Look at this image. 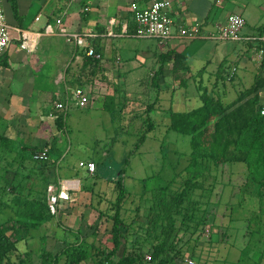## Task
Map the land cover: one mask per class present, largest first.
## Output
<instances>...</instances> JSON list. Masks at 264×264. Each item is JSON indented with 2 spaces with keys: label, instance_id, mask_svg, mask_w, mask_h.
<instances>
[{
  "label": "crops",
  "instance_id": "crops-1",
  "mask_svg": "<svg viewBox=\"0 0 264 264\" xmlns=\"http://www.w3.org/2000/svg\"><path fill=\"white\" fill-rule=\"evenodd\" d=\"M140 1L143 3V0ZM170 1V14L174 19V25L190 26L198 23L201 35L187 41L174 34L162 44L151 38L153 43L141 45L142 47L124 46L126 50L124 56L128 67L124 69L126 62L123 63L122 72L133 77L137 76L136 72L140 68H145V74L147 68L153 69L154 76L162 90L161 95L158 96L160 97L159 102L164 104V107L158 109L159 104L156 106L154 104L147 112L152 126L137 148L134 146L137 138L136 132L131 131L129 127L127 128L131 132H122L134 137L129 150L128 162L125 163V159L123 160L127 169H121L117 173L113 169L110 176L106 177L97 172L96 164L93 172L83 168L80 174V170H76L72 165L65 167L66 170H63L62 176H58V167L63 157L61 137L62 133H67L66 120L70 110L102 111L112 123L116 120L112 115L117 112L119 121L116 130L121 133L120 111H117L115 107L111 110L105 108L104 99L93 105L90 101L84 107L70 102L65 110L61 111L55 108V103L64 101L75 87L65 77L67 68L76 71L81 65V58L75 53V49L85 50L88 46L92 47L101 55V65L108 68V73L111 72L114 79L120 77V71H115L110 64L113 61V55L120 54L115 39L124 36L134 37L132 33L135 25L127 0H1L5 20L10 27L36 30L40 33L37 44L30 50H23L15 39L16 32L12 29L13 39L0 60V121L1 129L4 131L3 136L7 138V143L16 142L17 138L15 139L12 135L16 123V128L24 135V141H17L13 145L36 147L40 150L46 148L49 154L48 160H56L57 171L50 179L46 192L50 186H60L59 184L63 181L70 182L72 187L68 189L69 199L59 200L57 207L58 210L66 209L68 217L70 214L69 226L71 228L81 230L85 225L84 221L89 220L86 216L95 220L96 209L101 210L102 205L111 201L116 181L123 182L129 199H132L131 203H133L146 189L147 179H151L154 175H162L167 166L171 168L174 166L173 163L170 164L168 152L164 148L168 134L170 111L168 107L180 111L173 107L174 103H177L182 106L181 111H186L199 106L201 103L199 96L204 90L211 95H216L213 89L218 78L222 76H225L226 85L220 89L215 88V92H219L216 97L223 99L224 103H230L245 89H248L258 77L264 75L263 57L259 53L260 39L264 37V0ZM230 13H238L244 19V25L239 31L240 39L210 38L211 34L217 32L218 27L226 24ZM27 16H30V21L25 24L23 21ZM57 20H60L59 24L66 26L70 32L84 34L86 36L85 46L76 47L69 44L62 35L56 32L44 33L46 24L56 29ZM250 52L252 53L249 55ZM180 55L182 58H178ZM14 64L18 65L17 72L12 67ZM209 66H214L216 69H209ZM32 67L36 69L38 76L36 86L30 81L34 77ZM231 72L233 75L229 78ZM95 74L101 76L99 72ZM203 79L211 86V89L195 84ZM98 81L104 83L102 80H96ZM46 83H49L48 86ZM162 83L165 84L162 85ZM188 89H194L195 92L189 93ZM34 91L36 92L35 97ZM255 93L259 96V101L264 102V86ZM28 97L33 98V101L28 102ZM26 102L32 107L31 109L26 106ZM61 112L64 117L63 124L59 127L55 118ZM112 138L114 140L115 135ZM28 153L29 150L26 149L23 154L27 156ZM103 154L104 156L110 155L107 151ZM5 155L11 154L8 152ZM178 156V153L173 151L171 161L178 162ZM80 161L96 163L91 157L77 159L78 163ZM155 161H160L159 166L155 165ZM135 162L137 166L134 167ZM240 165L235 164L233 167ZM147 166H150L152 171L154 167L156 173L146 174ZM130 167L135 169L132 173H130L131 169L128 170ZM22 169L24 171L20 170L17 176V183H19L17 195H26L29 192L31 195L40 194L44 189V183L40 180L42 175L35 170L30 171L31 169L26 165ZM48 175L51 177L49 173ZM131 182L139 187L136 190L126 187ZM218 205L220 209L222 203L219 202ZM225 207L227 206L224 205ZM214 216L210 224L215 227L218 225L220 228L222 225L225 227L232 221L231 215L225 212ZM52 222L50 221L47 226ZM214 234L218 236L217 232ZM214 253L210 252L209 260L216 259V257L224 258L227 255L225 252L221 255Z\"/></svg>",
  "mask_w": 264,
  "mask_h": 264
},
{
  "label": "rangeland",
  "instance_id": "rangeland-1",
  "mask_svg": "<svg viewBox=\"0 0 264 264\" xmlns=\"http://www.w3.org/2000/svg\"><path fill=\"white\" fill-rule=\"evenodd\" d=\"M29 21L30 16H27L23 23L27 24ZM148 43H153V39L126 36L115 39V44L119 47L120 54L113 55V61L110 67L114 68L115 71H120V77L114 79L110 72L111 83L98 81L93 84L91 86L92 93L88 104L90 101L92 105L98 104L104 99V96L113 95L114 107L117 111H120V115L122 116L121 133L116 130L118 126L117 122L119 121L117 112L112 115V117L116 118L112 123L111 119L102 111L84 112L70 110L66 120L67 133H62L61 137V154L63 157L58 167V176H62L63 170H66L65 167H71L72 165L76 170L79 169L81 174L83 168L78 166L77 159L87 157L93 158L96 162L97 172L102 173L106 177L110 176L113 169H115V173L121 169H127V165L124 164L123 160L129 155L131 142L134 137H130V135L122 132H136L137 142L141 132L148 129L147 121L143 117L146 109L154 106V104L155 106L159 104L158 109L162 106L164 107V104H160L159 102L160 97L158 96L161 95L162 90L159 87L157 78L154 76L153 69L147 68L145 74V68H140L136 72L137 76L133 77H129L128 74L122 72L123 63L126 62L124 69L128 67L126 57L124 56L126 54L124 46L142 47L141 45ZM12 67L16 72L19 70L17 64H14ZM34 67L31 69L34 77L30 81L35 83L36 86L38 85V76L36 75V69ZM212 68L216 69L214 66H209V69ZM48 84L46 83V86ZM164 84L162 83V85ZM195 84L211 89V86L208 85L205 79ZM224 85H226L225 76H222L218 78L213 90L216 91V87L220 89ZM193 90L188 89L189 93H194L195 91ZM215 91L214 94L219 95V92L216 93ZM33 95L35 97V91ZM216 95L213 96L216 97ZM221 100L224 102L223 99ZM32 101L33 98L28 97V102ZM26 106H29V103L26 102ZM29 107L30 109L32 108L31 106ZM173 107L178 110H183L182 106L177 103H174ZM168 109L172 110V107H168ZM142 123H144V126ZM1 124L0 121V222H4L12 215L13 207H16V202L20 198L16 194L14 196L7 188V184H5L4 173L6 168L9 167L10 163H12L11 166H15L17 163L15 162V156L12 154L9 156L5 155L6 145H4V141L2 140L4 131L1 129ZM14 125L12 135L17 140L16 142L11 141V146L17 143V141H24V135L20 133L22 131L16 128V123ZM113 134L116 137L114 140L112 138L114 136ZM189 140L188 135L168 131L164 148L168 152L170 164L172 165L173 163L174 166L172 168L167 166L164 169L165 172L162 174L164 182L173 178L176 172L182 169L187 163L186 161L190 152ZM111 144H113V147H111ZM106 151L110 153L109 156H104L103 153ZM173 151H176L179 155L178 162L171 161ZM31 161L28 153L24 164L29 167L32 164ZM159 162L155 161V165L159 166ZM135 166H137L136 162L134 163ZM129 169L132 170L130 173L135 170L132 167ZM20 170L24 171L21 167ZM150 173L155 174L156 170L153 167L152 171L151 167L147 166L146 174ZM212 179L213 177L210 176L209 181ZM213 180L216 183L210 194L205 231L192 235L189 230L186 233L179 234L174 241V249L171 248V260L165 264H188L185 261L186 259L192 260V264H264V187H260L258 182L249 177L244 164L236 167H220ZM154 181L153 177L147 179L146 187L153 188ZM126 187L136 190L139 186L131 182ZM115 196L116 189L114 187L111 200H114ZM149 197H151V193L145 192L142 198L140 196L133 203H131L132 199L127 198L125 203L126 210L124 209L122 212L124 221L120 226L122 235H126L127 232L129 233L128 245H130L131 239L138 236L137 242H142V248L145 251L150 247L152 238L151 235H147L138 229V224L146 225L147 223L146 213ZM219 202L222 203L220 209L218 208ZM107 205H102V211L109 208ZM224 205L227 207L224 208ZM137 207L139 209L135 210ZM65 210L63 208L58 210V207H56L54 213L52 212L55 215L52 220L53 222L49 226L43 227L44 230L41 229V231L30 234L21 233L22 238L17 242L21 258L27 259L31 264H40L41 259L38 254L41 245L40 235L44 233L47 250L56 252L66 242H78L89 253L87 259L82 261L81 264H99V260L102 259L103 254L107 253L112 247L110 233L111 220L100 216L96 210L95 220L90 216H86L89 220L84 221L85 225L82 226L81 230H78L75 227L71 228L69 226L71 223L70 214L68 217V213ZM224 212L227 215H231L232 221L229 224L227 223L225 227L222 225L221 228L219 225L215 227L210 224L215 217L214 215H220ZM215 232H217V237L214 234ZM174 252H179L180 255L174 256ZM210 252H215L214 254L218 253L220 255L225 252L227 255L224 258H213L211 261L208 259ZM149 254L150 252L146 251L145 255ZM259 255L261 256L259 257ZM235 260H237V263H235ZM59 264H64L62 258ZM149 264L159 263L153 262Z\"/></svg>",
  "mask_w": 264,
  "mask_h": 264
},
{
  "label": "trees",
  "instance_id": "trees-1",
  "mask_svg": "<svg viewBox=\"0 0 264 264\" xmlns=\"http://www.w3.org/2000/svg\"><path fill=\"white\" fill-rule=\"evenodd\" d=\"M262 47V42L259 44ZM75 53L81 58V65L76 71L67 68L65 77L70 84L82 88L91 96V86L96 80L111 83L109 70L101 65L100 58L87 55L84 49H75ZM264 67V54L262 55ZM182 58V56H178ZM73 68V67H72ZM101 73V76L95 73ZM103 73V76H102ZM264 86V75L258 77L252 85L245 89L230 103H224L221 98L214 97L204 90L199 99V106L186 111H169L168 131H175L188 135L190 140V152L187 163L176 172L173 178L164 182L162 175H155L153 188L144 190L150 192L147 204V223L138 224V229L147 235H151V244L146 251L150 252V258H146V251L142 248V242H137L138 236L130 240L129 233L122 235L120 226L124 219L122 212L129 198L123 183L116 181L114 187L116 196L107 203L108 209L102 211L96 209L100 216L111 220L112 247L103 254L99 264H149L157 262L165 264L171 260L175 239L186 231L203 233L207 226V213L209 211L210 194L214 189V180L220 167L235 164H244L249 177L264 187V114L261 110L264 102L259 101L255 93ZM254 93V94H253ZM253 94L252 96H250ZM115 105L113 95H106L104 107L111 110ZM146 109L144 119L147 128L143 130L135 143L137 148L149 132L152 121ZM61 111V110H60ZM63 113L56 119L60 127L63 124ZM144 126V123H142ZM5 153L16 157L15 166L6 168L4 173L5 184L11 193L17 195V176L20 167H24L26 156L24 151L29 150L32 170L39 172L40 180L44 183V189L40 194L19 195L20 200L13 207L12 215L6 221L0 222V264H31L27 259L21 258L17 242L22 238L21 233H33L41 231L43 227L52 221L55 215L47 203L46 188L50 179L54 177L58 164L50 160H33L31 154L40 149L36 147H24L17 144L11 146L7 138L2 136ZM10 145V146H9ZM129 155L125 158L128 162ZM11 166V167H10ZM48 173L51 177H49ZM210 176L213 177L209 181ZM9 206V205H8ZM139 207L135 208L138 210ZM126 210V209H125ZM129 229V226H128ZM127 229V230H128ZM39 248L40 264H59L62 258L64 264H81L89 253L78 242H66L56 251H49L45 246V234L40 235ZM143 240V239H142ZM173 255H180L174 252ZM27 256H29L27 254ZM261 256V255H260Z\"/></svg>",
  "mask_w": 264,
  "mask_h": 264
},
{
  "label": "built area",
  "instance_id": "built-area-1",
  "mask_svg": "<svg viewBox=\"0 0 264 264\" xmlns=\"http://www.w3.org/2000/svg\"><path fill=\"white\" fill-rule=\"evenodd\" d=\"M128 7L132 13V20L134 22V31L132 35L137 38H153L159 43H165L174 34L178 37L190 41L201 35L200 25L198 23L183 26H175L174 19L170 14V0H127ZM37 19V18H36ZM60 20H57V28L54 29L52 25L46 24L44 26V33L51 34L56 32L62 35L65 41L76 47H84L86 43V36L81 33H72L64 25H60ZM244 25L243 17L238 13H230L227 17L226 24L217 28L215 34H211L209 37L213 39H240L239 31ZM14 29L16 32L15 39L18 41V45L23 50H30L33 48L39 38V32L36 30L23 29V28H12L8 25L5 20L3 7L0 0V60L6 50L8 49L12 37L11 31ZM262 47L259 50L261 55L264 54V37L261 39ZM87 55H92L95 58H100V54L95 52V50L88 46L85 49ZM233 72L230 73L229 78H231ZM90 100V95L88 92L84 91L80 87H76L72 90L70 95L66 97L64 101H58L55 103V108L57 110H65L70 102H74L79 107H84L88 104ZM264 114V106L261 110ZM33 160H43L49 159L48 150L43 148L42 150H36L31 154ZM79 167L85 168L89 172L95 170V163L91 161H80L78 163ZM60 186H50L47 191V203L51 211L54 213L55 208L59 200H68L69 193L68 189L72 187L70 182L63 181L59 184ZM149 259L150 256L146 255ZM186 263L192 264V260L186 259Z\"/></svg>",
  "mask_w": 264,
  "mask_h": 264
}]
</instances>
